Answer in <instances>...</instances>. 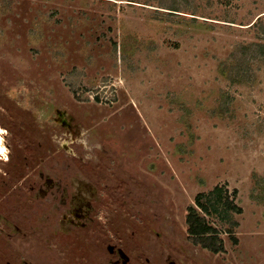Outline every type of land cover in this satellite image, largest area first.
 <instances>
[{
    "label": "rangeland",
    "instance_id": "1",
    "mask_svg": "<svg viewBox=\"0 0 264 264\" xmlns=\"http://www.w3.org/2000/svg\"><path fill=\"white\" fill-rule=\"evenodd\" d=\"M0 127V264H264V0H0Z\"/></svg>",
    "mask_w": 264,
    "mask_h": 264
},
{
    "label": "trees",
    "instance_id": "2",
    "mask_svg": "<svg viewBox=\"0 0 264 264\" xmlns=\"http://www.w3.org/2000/svg\"><path fill=\"white\" fill-rule=\"evenodd\" d=\"M222 193L223 188L218 185L208 193H199L196 202L188 207L186 217L189 233L194 237V241L215 253L223 251L225 247L222 238H218L215 227L207 220L206 215L216 213L226 219L229 217L230 209L237 213L242 212L241 207L224 197Z\"/></svg>",
    "mask_w": 264,
    "mask_h": 264
},
{
    "label": "bare ground",
    "instance_id": "3",
    "mask_svg": "<svg viewBox=\"0 0 264 264\" xmlns=\"http://www.w3.org/2000/svg\"><path fill=\"white\" fill-rule=\"evenodd\" d=\"M3 131H4L3 128L0 127V148H2V149L5 151V146L1 144V142H2V133H3ZM4 151H3V152H4Z\"/></svg>",
    "mask_w": 264,
    "mask_h": 264
},
{
    "label": "snow or ice",
    "instance_id": "4",
    "mask_svg": "<svg viewBox=\"0 0 264 264\" xmlns=\"http://www.w3.org/2000/svg\"><path fill=\"white\" fill-rule=\"evenodd\" d=\"M4 150L2 148H0V153H2Z\"/></svg>",
    "mask_w": 264,
    "mask_h": 264
}]
</instances>
